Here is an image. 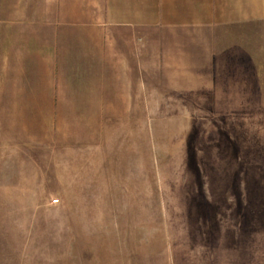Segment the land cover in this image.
Masks as SVG:
<instances>
[{
  "label": "rangeland",
  "instance_id": "rangeland-1",
  "mask_svg": "<svg viewBox=\"0 0 264 264\" xmlns=\"http://www.w3.org/2000/svg\"><path fill=\"white\" fill-rule=\"evenodd\" d=\"M10 31L0 264H264V21Z\"/></svg>",
  "mask_w": 264,
  "mask_h": 264
},
{
  "label": "crops",
  "instance_id": "crops-1",
  "mask_svg": "<svg viewBox=\"0 0 264 264\" xmlns=\"http://www.w3.org/2000/svg\"><path fill=\"white\" fill-rule=\"evenodd\" d=\"M255 21H264V0H0V29L13 35L98 34L91 30L113 26L202 29Z\"/></svg>",
  "mask_w": 264,
  "mask_h": 264
}]
</instances>
